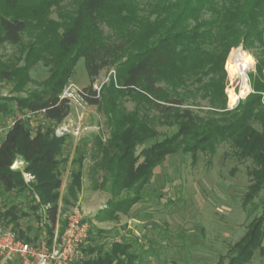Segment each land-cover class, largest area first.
Masks as SVG:
<instances>
[{"label":"rangeland","instance_id":"374dc122","mask_svg":"<svg viewBox=\"0 0 264 264\" xmlns=\"http://www.w3.org/2000/svg\"><path fill=\"white\" fill-rule=\"evenodd\" d=\"M80 1L62 0L60 6L52 9L49 19L59 23L58 27L53 25L55 30L52 27L39 30L30 26L22 35L20 44L0 47V68L6 67L16 74L11 80L0 83V104H7L14 112L6 114L0 109V141L16 118L28 120L33 135L40 133L51 139L64 140L58 157L59 166L54 173V182L61 181V188L57 191L56 226H51L47 218L49 205L43 204L35 189L38 179L25 172L26 163L21 157L12 168L22 172L25 186L10 192L0 187V226L11 229L28 243L52 244L64 232L68 217L79 212L92 226L90 249L108 252L115 244H121L128 248L130 254L138 256L135 264H228L232 257L230 248L245 235L255 218L264 215V190L251 203L244 202L254 165L251 160L240 159L238 150L228 140L220 141L214 153L199 152L196 161L189 153L168 156L155 168L151 182L140 193L142 199L128 213H118L116 220L100 219V212L107 210L111 203L136 195L135 191L116 193L103 166L107 160L106 149L114 129L115 114L136 115L157 133L156 137L138 147L136 155L139 162L143 161L144 148L172 137L179 129L178 125L169 124L174 122L169 114L159 113L141 97L125 91L121 93L123 77L119 70H122L121 64L127 55H122L116 64L104 69L94 81L93 86H97L100 93V106L80 108L71 105L70 114L59 124L41 115L26 118L28 112L18 108L15 100L47 92V81L58 67L54 56L57 52L55 31L59 35L63 32V22L72 19ZM250 1L212 0L211 5L219 12L224 6L237 2L247 9ZM178 2L181 0H134L138 15L149 18L151 22L174 17ZM208 6L200 13L199 21L210 22L218 18V13L213 14ZM195 25L192 19L187 23L188 29ZM218 31L216 27L213 34ZM34 44L38 45V53L29 56ZM204 48L214 50L215 43L205 44ZM238 49L254 60V64L249 65L247 92L242 89L243 80L238 78L233 68L232 61ZM260 54L258 44L251 48L240 44L231 49L223 68L214 67L209 73L201 71L187 78L182 86L161 85L169 91L172 99L181 101L178 110H189L199 119L213 118L223 124L224 119L230 117L227 112L236 111L253 92L250 76L256 71ZM27 64V72L21 71ZM213 84L223 85L224 92H219L216 87V94H211ZM70 85L79 89L91 85L83 59L73 69L60 96ZM112 85L118 93L109 91ZM232 94L239 99L232 102ZM253 125L262 130L261 122ZM62 128L67 129L66 133L58 136V130ZM55 192L46 191V196L50 197ZM97 256L95 253L89 258L85 250L82 263L86 264L88 259ZM247 264H264V240L261 249Z\"/></svg>","mask_w":264,"mask_h":264},{"label":"trees","instance_id":"16d2710c","mask_svg":"<svg viewBox=\"0 0 264 264\" xmlns=\"http://www.w3.org/2000/svg\"><path fill=\"white\" fill-rule=\"evenodd\" d=\"M61 2L0 0V47L20 44L22 35L30 26L39 30H50L53 25L58 27L59 23L53 22L49 16ZM211 3L212 0H181L175 6L174 17L151 22L138 15L134 0H81L72 19L63 22V32L59 35L55 31L57 52L54 56L58 67L47 81V92L15 100L22 112L42 113L46 120L59 124L70 114L69 101L61 99L60 95L78 62L84 60L91 81V85L84 88L85 101L89 106H100V96L93 90L94 81L104 69L116 64L122 55H127L121 64L122 70H119L123 77L121 93L125 91L141 97L159 113L169 114L174 119L169 124L178 125V131L172 137L144 148L143 161L139 162L138 147L156 137L157 133L136 115L115 114L103 166L116 193L135 191L136 195L111 203L107 210L100 212L102 221L116 220L120 212L128 213L142 199L140 193L151 182L155 168L168 156L189 153L196 161L199 152L214 153L216 145L224 140L230 141L238 150L240 159L251 160L254 165L250 171L251 184L244 196L245 204L251 203L264 190V0H251L247 9L239 2L230 3L219 12ZM206 5L213 14L218 13L216 20H198ZM190 19L196 24L192 29L187 27ZM216 27L219 31L213 34ZM208 43H215V49L206 50L204 45ZM240 44L247 48L258 44L261 54L257 56L256 71L250 76L253 92L237 110L227 112L230 117L224 119L223 124L213 118L199 119L189 110H178L181 101L172 99L161 84L182 86L187 78L201 71L209 73L214 67L223 68L231 49ZM32 53H38L37 44L31 46L29 56ZM27 70L28 64L21 69L23 72ZM15 75L14 71L1 67L0 83ZM25 77L28 80L27 74ZM213 85L211 94H216V87L219 92H224L223 85ZM109 91L118 93L114 85ZM223 108H226V100ZM0 109L6 114L14 113L5 103L0 104ZM256 122L263 124L261 131L254 127ZM63 144L62 139H51L40 133L33 135L28 120L23 118H16L0 141V187L10 192L25 186L22 172L12 168L21 157L26 163L25 172L39 181L35 189L43 204L49 205L47 218L51 226L56 225L58 217L57 191L61 188V181L54 182V173L59 166L58 157ZM79 174L80 169L76 175ZM46 191L56 192L49 197ZM263 240L264 215L255 218L245 235L230 248L232 257L228 264L249 263L255 252L261 249ZM86 251L88 257L98 253L86 264H135L138 259L121 244H115L108 252L89 246Z\"/></svg>","mask_w":264,"mask_h":264},{"label":"built area","instance_id":"2783aa9c","mask_svg":"<svg viewBox=\"0 0 264 264\" xmlns=\"http://www.w3.org/2000/svg\"><path fill=\"white\" fill-rule=\"evenodd\" d=\"M242 51L238 49L236 52ZM236 58L233 59V66ZM249 65L243 71L236 72L238 78L243 80V90L248 91ZM93 90L100 96L97 86ZM61 99H67L69 105L84 107L88 105L84 97V89H79L75 85H70ZM239 99V98H238ZM40 114L28 113L26 118H33ZM66 128L58 130L57 135H65ZM92 226L90 221L81 213L74 212L67 219V225L62 235L54 240L52 244L40 242L36 245L23 240L11 229L0 226V256L7 259L19 258L21 264H83L84 250L89 246Z\"/></svg>","mask_w":264,"mask_h":264},{"label":"bare ground","instance_id":"6f19581e","mask_svg":"<svg viewBox=\"0 0 264 264\" xmlns=\"http://www.w3.org/2000/svg\"><path fill=\"white\" fill-rule=\"evenodd\" d=\"M236 58V62H235V65L233 66V68L235 69L236 72H241L243 71V68L245 66H248V65H253L254 64V60L253 58L249 57L246 52H241V51H238L235 53V56H234V59ZM243 94V93H242ZM237 96L232 94L230 96V99L232 102H235L237 100ZM233 106V105H231Z\"/></svg>","mask_w":264,"mask_h":264},{"label":"crops","instance_id":"0c3cea01","mask_svg":"<svg viewBox=\"0 0 264 264\" xmlns=\"http://www.w3.org/2000/svg\"><path fill=\"white\" fill-rule=\"evenodd\" d=\"M69 165H71V162L69 163ZM0 264H21V260L19 258L7 259L0 256Z\"/></svg>","mask_w":264,"mask_h":264}]
</instances>
